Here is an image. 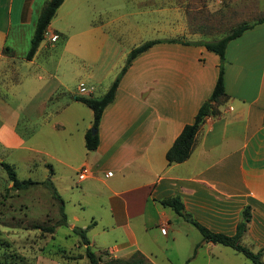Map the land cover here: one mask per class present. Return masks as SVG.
I'll use <instances>...</instances> for the list:
<instances>
[{"label": "crops", "instance_id": "obj_1", "mask_svg": "<svg viewBox=\"0 0 264 264\" xmlns=\"http://www.w3.org/2000/svg\"><path fill=\"white\" fill-rule=\"evenodd\" d=\"M47 1L0 0V164L17 168L21 161L30 171L43 164L54 185L62 174L69 187L73 173L87 166L86 178L77 181L82 210L73 220L87 213L79 227L90 226L88 238L100 237L96 252L108 251L109 258L140 251L155 264L148 239L159 242V229L178 243L186 235L182 222L192 223L161 203L170 197L228 235L250 206L243 242L264 256V22L228 43V97L201 125L190 157L169 163L168 149L219 75V54L184 42L208 41L201 25L193 27L185 9L159 0H64L47 28L57 39L46 36L27 59ZM141 12L151 18L139 22ZM150 39L177 41L158 42L133 59L103 111L99 145L88 150L94 113L78 97L98 95L99 86L105 93L130 50ZM89 240L93 249L96 241ZM199 242L196 253L217 246L202 237L187 246L195 252Z\"/></svg>", "mask_w": 264, "mask_h": 264}, {"label": "rangeland", "instance_id": "obj_2", "mask_svg": "<svg viewBox=\"0 0 264 264\" xmlns=\"http://www.w3.org/2000/svg\"><path fill=\"white\" fill-rule=\"evenodd\" d=\"M147 1V0H146ZM161 6H176L188 13L189 21L194 26L200 24L206 39L216 40L242 23H252L264 16V0H159ZM137 20L144 22L151 15L138 13ZM132 21V20H130ZM199 25V26H200ZM198 27V26H197ZM56 34V33H50ZM102 92V87L96 89V96ZM94 129V128H92ZM50 162L53 163L49 159ZM45 166L42 164L34 171H30L21 161L15 171L19 179L31 178L36 181L47 179ZM48 176H51L50 173ZM67 179V175H66ZM75 180V181H74ZM77 172L73 173V187H69V180H63L60 174L55 182L59 193L66 201V213L69 222L59 225L53 233L43 232L35 225H51L60 219L58 203L52 197L51 191L43 184H36L29 188L14 189L7 171L0 164V264H37L40 260L53 261V264H90L86 257V246L81 236L73 232V226H82L87 213L81 220L75 222L73 215L81 212L79 198L80 183ZM186 232L180 236L178 243L171 244L172 239L161 234L155 245L148 239L152 248L155 264H252L242 253L232 247L217 244L209 250L194 252L188 248V243L201 239V232L192 224L182 222ZM93 234V235H92ZM90 239L99 240L92 232ZM93 250L99 251L98 241ZM203 245V243H202ZM247 245V244H246ZM107 253V254H106ZM101 259L109 258L108 251L98 253ZM264 260V256H262Z\"/></svg>", "mask_w": 264, "mask_h": 264}, {"label": "trees", "instance_id": "obj_3", "mask_svg": "<svg viewBox=\"0 0 264 264\" xmlns=\"http://www.w3.org/2000/svg\"><path fill=\"white\" fill-rule=\"evenodd\" d=\"M64 0H48L44 7L42 8L34 30V34L31 40V46L26 55L27 59H31L36 53L39 45L45 39V31L47 30L51 19L55 15L57 9ZM264 16L258 18L252 23L242 22L234 26L229 33L225 34L219 39L208 40V41H184L187 44H201L204 45L209 50L215 51L220 56L219 64V75L212 94L206 99L200 108L198 109L195 119L192 123L186 124L180 134L176 137L171 147L166 153V158L169 163L182 162L188 159L192 153L193 146L195 143L196 135L201 128V125L208 116H216L220 113L219 105L224 102L228 94L225 91V64H226V49L228 43L243 34L247 29L252 28L256 24L263 23ZM162 41H177L176 39H150L143 43L135 46L130 50L127 55L125 64L121 68L120 72L115 77L114 81L111 83L109 88L105 93L100 96H80L78 97L83 103L89 106L94 113L93 125L87 130L85 134V145L88 150H94L99 145V135L98 127L103 114L104 109L109 105L115 98V94L119 85V82L126 72L128 67L131 65L133 59L137 57L140 53L150 48L152 45L162 42ZM92 128L96 129L92 132ZM1 165L7 171L10 181H12L11 187L14 189H24L29 188L36 184L45 185L52 194V197L56 200L59 207L60 219L51 225H35L36 228H40L43 232L53 233L57 226L67 225V213L65 211L64 199L55 187L51 176H49L44 181H36L31 178L19 179L15 168L12 164L8 162H1ZM164 206H170L173 210L182 216L186 221L191 222L195 225L201 232L202 240L207 242H213L217 244H222L225 246L232 247L236 251L242 253L246 258H248L252 264H264L262 259L261 251H254L248 245L243 242V236L248 228V223L251 220L250 206H246L242 212L241 220L237 224L236 232L233 235H228L222 232L213 231L207 226L203 225L195 218L192 217L190 213L184 210V204L180 197H170L161 200ZM90 226L85 228L75 226L73 227V232L81 236L82 242L86 246V257L89 259L90 264H152L146 256L140 251H135L128 258L121 257H110L105 260L101 259V255L91 248L90 240L87 235V231ZM202 245L199 242L196 245V250ZM107 254V253H106Z\"/></svg>", "mask_w": 264, "mask_h": 264}, {"label": "built area", "instance_id": "obj_4", "mask_svg": "<svg viewBox=\"0 0 264 264\" xmlns=\"http://www.w3.org/2000/svg\"><path fill=\"white\" fill-rule=\"evenodd\" d=\"M46 36L49 37L51 41H55L58 37L57 34L51 35L48 30L45 31V37ZM78 171H79L78 178L80 180H82V179L86 178V176L89 172V168L87 166H82L78 169ZM110 175H112V172L107 173V176H110Z\"/></svg>", "mask_w": 264, "mask_h": 264}, {"label": "water", "instance_id": "obj_5", "mask_svg": "<svg viewBox=\"0 0 264 264\" xmlns=\"http://www.w3.org/2000/svg\"><path fill=\"white\" fill-rule=\"evenodd\" d=\"M96 131V129H92V132H95Z\"/></svg>", "mask_w": 264, "mask_h": 264}]
</instances>
